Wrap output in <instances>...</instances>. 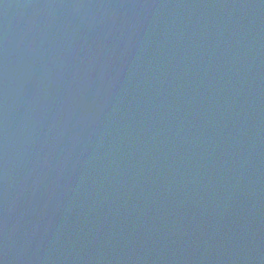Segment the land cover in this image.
<instances>
[{
    "label": "water",
    "instance_id": "obj_1",
    "mask_svg": "<svg viewBox=\"0 0 264 264\" xmlns=\"http://www.w3.org/2000/svg\"><path fill=\"white\" fill-rule=\"evenodd\" d=\"M0 264H264V0H0Z\"/></svg>",
    "mask_w": 264,
    "mask_h": 264
}]
</instances>
